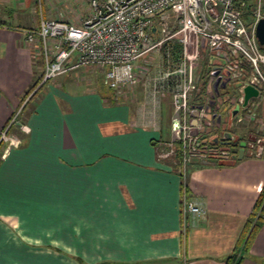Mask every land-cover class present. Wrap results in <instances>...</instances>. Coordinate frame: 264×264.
Wrapping results in <instances>:
<instances>
[{
	"label": "crops",
	"instance_id": "crops-1",
	"mask_svg": "<svg viewBox=\"0 0 264 264\" xmlns=\"http://www.w3.org/2000/svg\"><path fill=\"white\" fill-rule=\"evenodd\" d=\"M20 1L0 0V128L21 115L0 148V264H227L264 185V153L246 145L241 159L193 160L184 181L154 144L165 124L171 137L170 89L155 92L153 74L139 96L113 101L93 66L34 87L42 41L27 30L48 16ZM202 60L196 80L209 62L212 74L222 70ZM233 86L218 84L219 99ZM224 102L213 108L212 137L236 139ZM252 103L264 120V93ZM185 190L206 215L184 227ZM241 264H264V220Z\"/></svg>",
	"mask_w": 264,
	"mask_h": 264
},
{
	"label": "built area",
	"instance_id": "built-area-1",
	"mask_svg": "<svg viewBox=\"0 0 264 264\" xmlns=\"http://www.w3.org/2000/svg\"><path fill=\"white\" fill-rule=\"evenodd\" d=\"M39 1L41 9L42 0ZM248 7L250 19L245 21L242 9ZM91 8V13L80 25L62 18L42 17L36 27L27 30L28 41L36 38L42 41L43 70L38 86L87 66L103 69L104 82L109 88L120 90L132 86L137 82L136 61L164 41L179 35L178 41L182 44L179 64L153 79L155 92L173 88L174 105L171 137L157 141L156 155L160 160L174 163L175 157L180 155L178 170L183 176L193 160L231 159L232 155L225 146L213 145V137L210 141L200 139V133L213 126V108L218 106L217 103L227 101L219 99L215 90L218 84L220 87L228 83L233 86L240 82L241 93L246 84L258 88L260 94L264 89V46L259 44L255 32L258 21L264 18V0H91ZM172 18L178 22L179 29L170 34L169 21ZM154 34H163L164 37L154 40ZM202 37L208 40L210 55L218 62L224 60L219 64L227 70L228 78L224 75L216 82L211 71L207 92L194 101L197 92L194 64L207 56L201 49ZM212 63L208 65L210 70ZM215 83L217 86L213 87ZM231 98L235 105L241 104L243 93L239 98L238 95ZM255 107L251 100L249 106L242 108L245 117L243 114L238 118L254 120L255 128L261 130L264 129V120L256 118ZM15 118L0 128V148L11 140L9 131ZM23 129L28 127L23 126ZM251 138L247 147L257 156L262 155L264 149L258 144L259 136ZM205 215L206 208L190 199L185 190L181 201L183 226L187 225L190 216Z\"/></svg>",
	"mask_w": 264,
	"mask_h": 264
},
{
	"label": "rangeland",
	"instance_id": "rangeland-1",
	"mask_svg": "<svg viewBox=\"0 0 264 264\" xmlns=\"http://www.w3.org/2000/svg\"><path fill=\"white\" fill-rule=\"evenodd\" d=\"M20 2L22 5L21 7H22L23 12H25L27 14H31V12H32L31 9H33V7H35V9L39 10V12H40L39 6L41 4H40L39 0H21ZM41 3H42L41 10L46 12V14L48 16L46 18H53L54 16H55V18H56V16L58 18L67 17V18L73 20L74 22H76V23H73L75 25H80L82 22V19L84 17H87L91 13V10H92L91 0H42ZM244 20L247 21L248 19L244 17ZM176 27H177V29L174 30V28H176ZM178 29H179L178 22L175 21L174 18L170 19L169 30H168L169 33L173 34ZM158 37H159L158 39H160V38H163L164 36L162 34ZM173 38L178 39L179 35H175ZM166 44H169V41H164L158 47L150 50L145 55H143L139 60L136 61V63H135V66H136L135 67V75L137 78V80H136L137 82L132 86H125V87L121 88L120 90H116L115 95L117 98L125 96V95L128 98L129 94H133V93H136V96H139L141 93L140 89H141V87L143 88V86H144L143 81L146 80V77H149V76L155 74L153 76V78H154L156 76H160L163 73H165L167 71V69L174 68V65H172L171 62H167L165 68L161 65L163 54L168 50L165 47ZM201 49L207 55L206 56L207 59L212 57L210 55V52H209L210 50H209L208 40L205 37H202V39H201ZM148 57L150 59V62L148 61ZM201 62H203V60L197 61L196 64H194V66L197 65V67H199ZM93 67L94 68H91L92 73L95 74L97 77L100 76V78H102V80L104 81V70L99 68V67H95V66H93ZM213 75L216 78V82H218L219 79L222 78L224 75H226V77L228 78V72H227V70H224V69H222L220 72H217V73L213 72ZM170 81H172V80H170ZM201 82L202 81L197 80L196 90H198ZM215 86H217V83L213 84V87H215ZM172 91H173V88L172 89L170 88L169 94L166 96L167 105L172 106V112L171 113H173V110H174ZM165 93L167 94L168 92L165 91ZM263 93H264V89L261 90L260 95L262 96ZM241 94L242 93H241L239 87L236 90L235 86H233V93L230 92L228 94V96H230V98H225V97H222V98L227 99L226 102H228L229 105L232 107V106H235V103L232 102V98H231L232 96L231 95H233L235 97H236V95H238V98H239L241 96ZM229 105H228V107H229ZM244 113H245V110L240 109L238 114L235 115L232 113V110L229 109L226 113V119L227 120L229 119L230 121H226L225 125L228 128H231V130L234 129L233 132L237 133L238 138L241 135H246L249 137L259 136L258 144H260L264 149V129H261V130L258 128L256 129L255 125H253L254 120H251V119H250V121L247 119H243V120L239 119L240 120L239 122H242V123H237V121L235 120L236 118L243 115ZM245 114H244V117H245ZM18 116L20 117L21 115H17L16 117H18ZM256 118H257V114H256ZM233 120H235L236 122L234 123ZM166 125L167 124H165V126H163V132H162L163 137H164L163 139H169L168 136L170 135L169 134L170 129H168V126H166ZM234 140H232V141H234ZM249 142H251V140ZM257 146L258 145L255 143L254 147L256 148Z\"/></svg>",
	"mask_w": 264,
	"mask_h": 264
},
{
	"label": "trees",
	"instance_id": "trees-1",
	"mask_svg": "<svg viewBox=\"0 0 264 264\" xmlns=\"http://www.w3.org/2000/svg\"><path fill=\"white\" fill-rule=\"evenodd\" d=\"M242 10H243L242 11L243 17H245L249 20L250 19L249 7L246 9L243 8ZM176 29H177V27L174 28V30H176ZM153 37H154V40H158V38H159L158 35H156V34H154ZM165 47L168 49L166 52L164 51L165 52L164 53L165 59L167 62H171V64L174 65V67H175L176 65L179 64V62L181 60L182 44L178 41L177 38H175L174 43L171 42L169 44H166ZM211 71L212 70H210L208 67L203 70L202 76H201L202 82H201L197 92L195 93L194 101L199 100L201 98V95L206 93L207 88H208L210 75H211ZM40 81H41V78L37 81V83L34 85V87L38 86ZM106 86L107 85H105V87ZM108 90H109V92H111L113 101H116V99H117L116 95H115L116 90L109 88V87H108ZM230 92L231 91H229L227 93H230ZM231 93H233V92H231ZM233 95H231V96L233 97ZM208 128H209V126H208ZM212 130H213L212 126H210V129L202 130L200 133V139L204 140V139L208 138V140L210 141V138L212 137ZM248 140L250 141L251 137L246 136V135H241L239 138H236L234 141H231L230 143H224L221 139L218 141H214V139H213L212 144L218 145V146H225V148H227L230 151L232 158L234 160H237L239 150L241 148V142L245 141L246 143H248ZM154 144L156 145L157 142ZM175 158H176L175 163L171 160H168V161L170 162L171 165H173L175 168L178 169V167L180 166V162H181L180 155H177ZM181 176L183 177V179L185 181L186 176H187V172L184 176H183V174H181ZM263 220H264V185L260 190L259 196L255 202V205L252 209L250 217L247 221L246 229H245L239 243L236 245L233 252L227 257V264H241V262L243 261L245 255L247 254V252L250 248V245H251L253 239L255 238L256 233L258 232L259 228L261 227Z\"/></svg>",
	"mask_w": 264,
	"mask_h": 264
},
{
	"label": "water",
	"instance_id": "water-1",
	"mask_svg": "<svg viewBox=\"0 0 264 264\" xmlns=\"http://www.w3.org/2000/svg\"><path fill=\"white\" fill-rule=\"evenodd\" d=\"M153 30H155V28H153ZM255 32H256V37H257L259 44L261 46H264V18H261L258 21ZM213 58H215V57L212 56L211 59H213ZM220 61L222 64L224 63L223 59H220ZM241 85L242 84L240 82L235 84L236 87H239ZM242 93H243V99H242L241 104H236L234 106V108L232 109V113L235 115L238 114L240 109L246 108L247 106H249L251 100L258 98L260 96V92H259L258 88H256L255 86H253L251 84L244 85L242 87ZM234 139H235V136L233 133L225 132L222 141L224 143H230L231 142L230 140H234ZM214 141H218V139L215 138ZM245 145H246V142L242 141L241 142V148H240L239 154H238L239 159H241L244 155Z\"/></svg>",
	"mask_w": 264,
	"mask_h": 264
}]
</instances>
